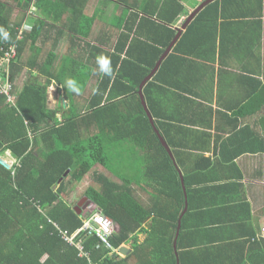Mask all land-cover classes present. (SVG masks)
I'll return each mask as SVG.
<instances>
[{
  "label": "trees",
  "instance_id": "obj_1",
  "mask_svg": "<svg viewBox=\"0 0 264 264\" xmlns=\"http://www.w3.org/2000/svg\"><path fill=\"white\" fill-rule=\"evenodd\" d=\"M45 1L48 0H0V27L9 33L7 40L0 38V56L11 46L17 47L16 58L12 59L9 68L0 67V88L7 82L11 85L15 105L7 104V96L1 92L0 104L5 106V114L10 116L13 128L20 127L15 129L10 142L16 143L17 158H22L16 165V178L12 179L18 182L17 189L10 186L11 171L0 164V264H244L247 260L245 246L239 250L237 244L197 248V242L189 240L193 220L201 218L205 210L203 202L195 206L194 197L220 188H194L189 178L192 173L182 168L177 151H173L171 157L154 130L156 124L168 146L175 141L172 125L154 118L162 90L156 81H161L171 68L169 60L154 73L156 76L151 75L158 59L176 36L175 30L160 23L171 20L155 16L154 12L148 17L141 16L134 9L148 11L152 3L131 0L132 8L124 9L127 0H118L123 9L121 16L112 18L113 26L120 33L114 44L112 40L117 37L116 31L111 30L109 38L103 41L105 34L99 29L95 31L93 41L84 43V49L79 45L75 51L72 46L61 70L54 74L50 71L52 63L49 64L48 59L36 66L30 58L26 64L37 68L38 75L30 71L23 87L18 90L23 54L29 43L33 49L37 48L38 33L45 26L39 16ZM89 3L90 0H81V22L86 24L83 32L86 37H91L95 22L100 20L98 15L89 16L85 12ZM32 5L36 10L28 15ZM15 6L25 10V24H31L30 30L22 28L21 38L18 33L24 19L14 23L8 17L9 8ZM191 29L193 27H189ZM81 53L85 56L82 59ZM101 54L111 58V77L100 72L92 61ZM50 56L58 58L51 52ZM95 77L96 85H91ZM69 78L81 86L79 95L68 90L66 81ZM43 79L49 81L47 84L55 81L65 89L69 114L61 121L46 110L48 86ZM88 94L89 100L80 107L77 99ZM141 94L154 123L143 107ZM26 120L33 132L45 139L51 138V153L57 157L50 155L53 163L50 156L40 162L35 158L39 153L37 148L41 146L28 141L21 145L18 142L27 138ZM50 122L54 123L50 125ZM82 126L84 131L100 132L104 146L108 145L109 139L121 143L128 140L132 148L146 150L144 161L147 164L139 173L140 180L143 178L146 184L140 180L118 184L103 174H96L98 188L89 186L83 194V198L95 206L92 212L86 207H78V199L73 204L67 200L74 185L80 184L95 165L88 152L76 158L72 142L75 136L82 135ZM68 170L70 172L59 183ZM181 176L188 196V211L182 219L175 250L178 222L186 202ZM4 181L6 188L2 186ZM95 212L107 216L119 226L110 242L118 249L123 244L130 245L131 252L126 258L110 254L95 234L85 232L77 236L76 241H82L81 251L63 238L64 233L76 234L83 227L84 220ZM193 228H197L198 233L202 231L198 226ZM140 234L146 235L144 241L140 240Z\"/></svg>",
  "mask_w": 264,
  "mask_h": 264
},
{
  "label": "crops",
  "instance_id": "obj_2",
  "mask_svg": "<svg viewBox=\"0 0 264 264\" xmlns=\"http://www.w3.org/2000/svg\"><path fill=\"white\" fill-rule=\"evenodd\" d=\"M141 1L152 3L148 11L134 8L141 16L148 17L150 12H154L155 16L169 18L171 21L160 23L176 31L172 43L155 66L156 72L169 60L171 68L161 81H156L162 90L154 118L172 125L175 141L168 147L172 156L173 151H177L182 168L192 173L189 178L193 187L220 188L194 197L195 206L203 202L205 210L201 218L193 220L188 238L197 242V248L237 244L239 250L245 246L247 260L244 264H264V10L261 9L264 8V0ZM129 2L132 1L127 0L124 9L132 8ZM43 6L39 16L45 26L42 23L43 31L37 35V48L33 49L29 43L23 54L18 90L31 72L38 75L37 68L26 64L30 58L36 66L48 59V63H52L50 71L54 74L61 70L70 48L73 46L76 51L82 45L84 49V43L93 41L95 31L103 30V41L109 38L111 30L116 31L117 37L113 38L112 44L120 35L112 24L114 16H121L122 3L118 0H90L85 12L89 16L98 15L100 19L95 22L91 37L83 34L86 24L81 22V0L71 3L48 0ZM33 8L36 10V6ZM24 11L17 6L9 8L8 17L14 23L24 19L21 30L24 28L26 31L30 30L31 24H25ZM74 22L76 26H73ZM189 27L193 29L189 30ZM76 29L77 33L74 32ZM50 52L58 58L51 57ZM83 57L84 53H81V59ZM92 61L96 66V60ZM154 73L153 77L156 76ZM43 80L46 84L49 82ZM91 81V85H96L97 78ZM47 86L46 110L61 121L69 114L65 89L55 81ZM14 101L15 98L7 104L15 105ZM5 110V106L0 104V164L4 162L7 167L2 165L11 171L8 180L10 186L17 189L18 182L12 179L16 178V165L22 158H17L16 143L10 142V138L20 127L13 128ZM25 125L27 138L19 140L20 145L28 141L41 146L35 156L38 162L50 155L56 159L51 153V138L46 137L49 138L46 140L43 135L33 132L27 120ZM81 129L82 135L75 136L72 142L76 158L88 152L95 165L80 184L74 185L67 200L73 204L77 195L82 194L77 206L94 210L95 206L83 198V194L89 186L98 188L96 174H103L118 184L140 180L139 173L147 164L144 161L146 150L132 148L128 140L121 143L109 139L108 145L104 146L100 132L84 131L83 126ZM154 130L164 139L156 124ZM114 144H118L119 151L113 147ZM51 156L50 161L53 159ZM66 172L59 183L70 170ZM140 181L146 184L143 178ZM83 183L86 187L80 189ZM2 186L6 188L5 181ZM78 190L82 192L77 194ZM115 225L117 232L119 226ZM194 226L202 231L198 233ZM143 235L140 234L139 238ZM122 246L129 249L128 253L116 254L126 258L131 247L128 244Z\"/></svg>",
  "mask_w": 264,
  "mask_h": 264
},
{
  "label": "built area",
  "instance_id": "obj_3",
  "mask_svg": "<svg viewBox=\"0 0 264 264\" xmlns=\"http://www.w3.org/2000/svg\"><path fill=\"white\" fill-rule=\"evenodd\" d=\"M34 11L33 5L31 10L28 11V15H30ZM22 30L19 32V38L22 37ZM0 56V67L2 68H9V65L12 59L16 58L17 55V47L15 45L11 46L5 54H1ZM11 85L7 82L5 86L0 88V92L4 93L7 98L8 102L13 101L14 96L11 95ZM116 231L115 223L112 219L108 218L107 216L95 212L92 213L87 219L84 220L83 227L76 232V234L69 236L65 234L64 239L68 241L71 245L76 246L80 251L83 250L82 241H76V238L79 234L87 232L88 234H95L101 241L104 247L111 249L113 252H119L116 249H113L110 238L112 237L113 233Z\"/></svg>",
  "mask_w": 264,
  "mask_h": 264
},
{
  "label": "clouds",
  "instance_id": "obj_4",
  "mask_svg": "<svg viewBox=\"0 0 264 264\" xmlns=\"http://www.w3.org/2000/svg\"><path fill=\"white\" fill-rule=\"evenodd\" d=\"M31 8H32V6H31ZM31 8H29V10H31ZM0 38H2L4 40H7L9 38V33L7 31H5L2 27H0ZM96 63L98 65V68H99L100 72H102L104 75L109 76V77H111L113 75V68H112L111 58L109 56H106V55H103V54L97 56ZM66 86H67L68 90L71 91L74 94L79 95L80 92H81V86L79 85L78 81H76L75 79L69 78L66 81ZM89 211L92 212L93 210H89ZM110 240H111V238H110ZM113 249H116L119 252H113L111 249H109L110 250V254L120 253V249L114 248V247H113Z\"/></svg>",
  "mask_w": 264,
  "mask_h": 264
},
{
  "label": "water",
  "instance_id": "obj_5",
  "mask_svg": "<svg viewBox=\"0 0 264 264\" xmlns=\"http://www.w3.org/2000/svg\"><path fill=\"white\" fill-rule=\"evenodd\" d=\"M195 15H196V13H194L193 17H194ZM185 27H186V26H185ZM183 29H184V27H183ZM179 35H180V31H179V33H178V36H179ZM163 58H164V57H163ZM163 58H162V59H163ZM162 59L160 60L159 64L161 63ZM158 66H159V65H158ZM156 69H157V67L154 69V71L152 72L151 75H153V73L155 72ZM149 78H151V77H149ZM141 99H142V103H143V106H144V109H145L146 113L148 114V116H149L151 122L154 123L153 120H152V117H151V115H150V113H149V111H148V109H147L146 102H145V100H144L142 94H141ZM159 138H160V141L162 142V144L164 145V147L166 148V150L168 151L169 155L172 157V152L170 151L168 145L166 144V142L164 141L163 137H162L160 134H159ZM172 159H173V161H174V158H172ZM174 162H175V161H174ZM1 163H2L4 166H6V164H5L4 162L1 161ZM6 167H7V166H6ZM181 179H182V184H183V189H184V194H185V200H186V202H185V209H184L182 215L180 216V219H179V222H178V228H177V234H176L175 246H174L175 250H177L176 243H177L178 238H179V235H180V230H181V225H182V219H183L184 215H185V214L187 213V211H188V196H187V193H186V187H185V184H184V178H183V176H181ZM88 202H91V201L89 200ZM85 207H86V206H85ZM150 227H151V225L148 226V228H150ZM128 250H129V249H128L126 246H122V247L120 248V252H121L123 255H126V254L128 253Z\"/></svg>",
  "mask_w": 264,
  "mask_h": 264
},
{
  "label": "rangeland",
  "instance_id": "obj_6",
  "mask_svg": "<svg viewBox=\"0 0 264 264\" xmlns=\"http://www.w3.org/2000/svg\"><path fill=\"white\" fill-rule=\"evenodd\" d=\"M17 82H18V81H17ZM88 99H89V95H86V96L80 97L79 99H77V101H78L77 103H78V105H80V107H82V105L84 106V105L86 104V101H87ZM113 147H117V150L119 151L118 144H114ZM111 151H113V149H111ZM84 186L86 187V184H85V183L81 184L79 187H81L80 189H82V188H84ZM76 188L78 189V187H76ZM79 192H82V190H78V191H77V194H78ZM81 195H82V194L77 195L78 198H76V196H74V198H76V199H80V200H81V198H80ZM144 237H145V235H143V236L141 237L140 240H143Z\"/></svg>",
  "mask_w": 264,
  "mask_h": 264
}]
</instances>
